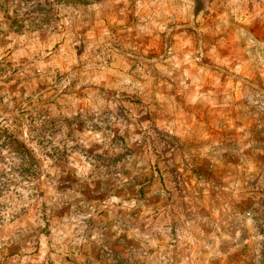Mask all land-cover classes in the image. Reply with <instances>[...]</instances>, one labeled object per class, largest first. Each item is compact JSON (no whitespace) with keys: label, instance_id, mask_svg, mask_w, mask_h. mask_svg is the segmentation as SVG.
<instances>
[{"label":"rangeland","instance_id":"obj_1","mask_svg":"<svg viewBox=\"0 0 264 264\" xmlns=\"http://www.w3.org/2000/svg\"><path fill=\"white\" fill-rule=\"evenodd\" d=\"M0 264H264V0H0Z\"/></svg>","mask_w":264,"mask_h":264}]
</instances>
